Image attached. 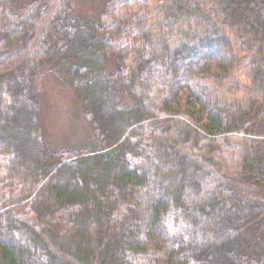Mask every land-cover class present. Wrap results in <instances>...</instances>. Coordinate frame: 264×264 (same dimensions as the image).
Wrapping results in <instances>:
<instances>
[{
    "label": "trees",
    "instance_id": "16d2710c",
    "mask_svg": "<svg viewBox=\"0 0 264 264\" xmlns=\"http://www.w3.org/2000/svg\"><path fill=\"white\" fill-rule=\"evenodd\" d=\"M43 69L81 101L88 147L45 152ZM251 186L264 0H104L96 18L0 0V264H264Z\"/></svg>",
    "mask_w": 264,
    "mask_h": 264
},
{
    "label": "rangeland",
    "instance_id": "374dc122",
    "mask_svg": "<svg viewBox=\"0 0 264 264\" xmlns=\"http://www.w3.org/2000/svg\"><path fill=\"white\" fill-rule=\"evenodd\" d=\"M103 4L104 0H72L74 10L86 18H96L103 9ZM213 10L214 5L211 3L201 9L202 14H211ZM230 38L233 39L232 36ZM232 81L237 82L239 88L248 84L245 76L241 75H235ZM36 89L39 105L38 122L45 152L51 153L63 147H88L93 139L92 130L83 117L82 103L74 96L73 91L58 81L56 73L50 69H43L41 76L36 80ZM240 92L236 94V98L241 97ZM121 104L128 105L130 101L121 97ZM24 142L25 139L21 137L16 144L24 148ZM245 192L253 201L264 203V189L251 186L247 187Z\"/></svg>",
    "mask_w": 264,
    "mask_h": 264
}]
</instances>
